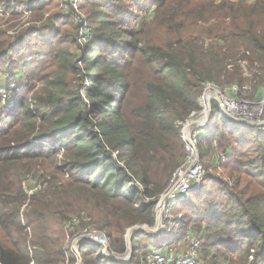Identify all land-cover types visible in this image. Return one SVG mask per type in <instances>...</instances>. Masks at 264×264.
Segmentation results:
<instances>
[{
  "label": "trees",
  "instance_id": "obj_1",
  "mask_svg": "<svg viewBox=\"0 0 264 264\" xmlns=\"http://www.w3.org/2000/svg\"><path fill=\"white\" fill-rule=\"evenodd\" d=\"M56 4H35L34 16ZM82 10L83 46L59 14L16 36L0 29V86L26 78L0 112L11 119L0 128V264H73L68 238L92 229L126 254L130 228L156 225L157 200L186 157L181 127L203 109L206 84L248 83L228 70L241 52L260 66L256 86L264 81V0H84ZM197 132L208 169L218 154L229 159L173 208L175 233H198L201 264H264V127L237 128L213 102ZM132 241L129 262L83 245L84 264H143L140 250L165 242L138 231Z\"/></svg>",
  "mask_w": 264,
  "mask_h": 264
},
{
  "label": "built area",
  "instance_id": "obj_2",
  "mask_svg": "<svg viewBox=\"0 0 264 264\" xmlns=\"http://www.w3.org/2000/svg\"><path fill=\"white\" fill-rule=\"evenodd\" d=\"M51 1L57 2V10L59 13L56 14H59L62 17H69L78 24L79 37L81 40H84L85 36L90 32L87 17L82 13V5L84 0H0V17L11 18L13 20L20 19L21 24L18 25V27H15L12 32H10L11 35H18L19 33L28 30L30 27H39V25H36L38 23H35V21L31 20L34 16V6L35 4L44 5ZM30 60L31 58H28V61ZM246 66L245 71L247 73L253 72L255 78L260 77V66L258 64H256L255 67L251 69L248 68V65ZM232 68L233 66L229 67L230 70H232ZM255 82L257 81L255 80ZM13 90L11 88L7 92L9 94L8 99L13 96ZM228 90L231 92V96L227 94L226 89L223 90L219 86L207 83L204 88V93L201 96L203 109L200 112H193L190 115L188 121L181 127V136L186 144V157L183 165L173 174L167 191L157 200V216L159 214H162L163 216V228L161 229L160 234H166L164 233V230L168 227L166 223L167 221L170 223L168 229L169 232L173 233L174 230L179 227V224H177L171 216L173 208L179 202L188 199L192 189L201 188L204 185L206 179L214 174V170L220 169L221 164L226 163L229 159L228 154L221 153L219 156H217V160L220 163L218 165L214 164L212 168L208 169L204 164L201 152L198 147L197 131L199 129L205 128L209 124V122H207L209 115L208 100L211 98V93H216L221 100L220 103L213 100L212 106L213 102H217L220 105L224 116H226L230 121H232L230 118L238 121L236 122L237 128L241 125L239 121L254 124L253 127H264V86H262L260 93L258 90L256 91L255 97L253 95V100L250 99L251 95L253 94L252 87H241L239 84L235 83L231 85V88ZM258 97L260 98L257 99ZM204 113H207V116L202 118ZM199 120H203L201 122V126L196 125L192 127L190 134H187V125L198 122ZM0 126L3 127L4 125H2L0 122ZM163 198H165V201L161 206V201ZM74 222L76 223L77 220L74 219ZM82 235H77V238L85 237L91 239L94 237H100L105 241L103 244H108L107 242L110 241L107 239L105 234L103 235L98 233V231L91 233L89 230H85ZM199 249L200 243L195 241L191 247V252L186 257L170 259L165 256L164 248L162 251L153 253L152 259L150 260L153 264H201L199 261ZM73 252H75V250H73Z\"/></svg>",
  "mask_w": 264,
  "mask_h": 264
},
{
  "label": "rangeland",
  "instance_id": "obj_3",
  "mask_svg": "<svg viewBox=\"0 0 264 264\" xmlns=\"http://www.w3.org/2000/svg\"><path fill=\"white\" fill-rule=\"evenodd\" d=\"M249 1L254 2L255 0H249ZM56 13H59L58 10H57V4L54 5V6L49 7V11L47 12V14L44 17H43V15L37 14V15L33 16L31 20L35 21V23H38L36 25H39V26L41 25L42 26V25H44V22L46 21V19H48L51 16L53 17V15H55ZM82 13L87 17V14L85 13L84 10H82ZM0 20H1L0 21V29L8 30L9 34H10V32L13 31V29L15 27H18V25L21 24L20 19L13 20L11 18L0 17ZM142 20L143 21L147 20V17H144V19H142ZM71 23H73L75 26H78V24L76 22H74L73 20H71ZM72 31H73L72 27H69V29H67L65 31L66 35H64V38H66V39L69 38V36L72 33ZM38 39L40 40V38H38ZM81 42H82V46H83L85 44V42L83 40H81ZM242 53L243 52H241L240 55L236 59H234V60L229 62L228 70H230L229 69L230 66H233L235 73L240 74L241 78L243 76V78L249 80V82L245 83V85H243V86H241L240 84L239 85L241 87H244V86L252 87V89H253L252 93L253 94L251 93L252 94L251 98L250 97L249 98L251 100H253V95L255 97L256 91L258 90V92L260 93V90L262 89V86L264 85V81H260V85H259L260 87L256 86L257 84H259V81H258V83L255 82L256 78L254 77V73L253 72H248L247 73L245 71V66L246 65H248L249 69L253 68L254 66L251 63H249V61L247 59L243 58V54ZM248 55L250 56V53L247 52V56ZM18 61H21L20 57H17V62ZM75 67L77 69H82V67H83V54L79 55L75 59ZM246 68H247V66H246ZM7 71H8L7 67L6 68H4L3 66L0 67V83L6 80L5 74L7 73ZM16 71H20V69L18 68ZM24 75H25L24 72H22V74L16 80H12V81H10L8 83H5V84L0 86V112H1V108L3 106L5 107V104L7 103V99L9 97V94L7 92L11 88H12V90L14 89L13 91H15L16 87L18 86V84H20L23 81H25L26 78L24 77ZM84 77H85V75L82 72L80 74H77L76 83L79 84L80 83L79 80H82ZM87 85L89 86L90 84L88 83ZM219 87L222 88L223 90L226 89L227 90V94L231 96V92L228 90V89L231 88V85L230 86H226V87H223V86H219ZM259 98L260 97H258L257 99H259ZM10 121H11V119L8 118L7 116H3V118L0 119V122L2 123V125H4L5 123H9ZM0 128H1V126H0ZM199 131H200V129H199ZM59 150H60V148H59ZM202 153H203V157H204L203 161H204V164L206 165V163L208 162L207 155L211 154L212 152H209V151L207 152L206 148H202ZM212 156L213 155L211 154V158H212ZM218 156H219V154H218ZM210 168H212V166ZM225 172H226V170H225L224 167H221L220 169H215L214 170V173L217 176L223 175L221 173H225ZM70 176H71L70 174L64 173V174H62V176L58 177V179L63 181V180H66ZM29 193L31 194V191H29ZM188 197H191V196H188ZM171 216L176 221V223L180 225L181 219H182V215H174L172 213ZM177 220H179V221H177ZM166 223L168 225V227L164 230V233H166V234L158 233L160 235H164V241L165 242L159 248L153 249V251L151 253H149L147 249H141L140 250V254L142 255L141 261H142L143 264H153L152 261L150 260V259H152L153 253H157L159 251H162L164 248H165V253H164L165 256H167L170 259H175L177 257L178 258L186 257L191 252V247H192L193 243L195 241H198V238H197L198 233L191 232V233L186 234L185 236H181L180 235L178 237V234L175 233V230H174L173 233L169 232L168 229H169L170 223L168 221ZM146 226H148V225H146ZM155 226H153V227H155ZM153 227H150V228H153ZM95 231H97V230H93V229L89 230V232H91V233H95ZM98 233L103 234L102 232H99V231H98ZM79 235H82V234H79ZM126 237H127V233L124 235V241H125V243L127 245V238ZM75 239H77V235H76V237H71L70 236L68 238V241H67L68 248L71 250V252L76 257V260H75V262L73 264H84V258L82 257V255H78L76 251L73 252V250H75L74 246H73ZM107 239H108V237H107ZM107 243L110 246V250L109 251H110L111 256L124 257V256H126L128 254V250H127L126 254H116L115 252H112V250H111L112 249L111 242L109 241ZM143 243H146V238L141 240V244H143ZM199 243H200V241H199ZM117 246L119 247V244H117ZM100 247L102 248V251L104 253V246H100ZM80 254H81V252H80ZM70 256H71V254L69 253V257ZM200 257H201V255L199 253V259H200ZM70 259H71V257L68 258L67 264H71V260Z\"/></svg>",
  "mask_w": 264,
  "mask_h": 264
},
{
  "label": "water",
  "instance_id": "obj_4",
  "mask_svg": "<svg viewBox=\"0 0 264 264\" xmlns=\"http://www.w3.org/2000/svg\"><path fill=\"white\" fill-rule=\"evenodd\" d=\"M213 100L217 101L218 103L221 102L219 96L216 93L212 92L211 93V98L208 100L209 115H208L207 122L210 121L211 116H212V113H213V106H212V101ZM230 119L233 122H235V123L238 122L235 119H232V118H230ZM239 123L246 124V125H250V126H254V124H250V123H247V122H244V121H239ZM196 125H195V122L187 125L186 132H188L187 131L188 130L187 129L188 127L190 128V131H191V129H192L191 127L192 126L194 127ZM164 201H165V198L162 199L161 206L163 205ZM162 223H163V216H162V214H159L157 216L156 226L153 227V228H150L149 226H146V225H136V226L130 228L128 230V232H127V237H126L127 238V250H128V254L126 256H124V257L111 256L110 251H109L110 250L109 244H103V243H100L99 244L97 242H92L91 240H89L88 238H85V237H79V238L75 239L73 246H74V249L77 252V254L78 255H81L80 254V249H81V247L83 245H94V246H98V247H100V245H102V246H104V254L106 256H108V257H110V258H112V259H114L116 261H119V262H122V263H126V262H129L132 259L133 255H134V251L135 250H134L133 241H132L134 232H137L138 231V232H146V233L158 234L161 231V229H160L159 226Z\"/></svg>",
  "mask_w": 264,
  "mask_h": 264
},
{
  "label": "bare ground",
  "instance_id": "obj_5",
  "mask_svg": "<svg viewBox=\"0 0 264 264\" xmlns=\"http://www.w3.org/2000/svg\"><path fill=\"white\" fill-rule=\"evenodd\" d=\"M206 116H207V113H204V115L202 116V118H204ZM202 121L203 120H199L198 122H195V125L197 124L198 126H201V122ZM187 129H188L187 130L188 131L187 134H190V128L188 127ZM159 227H160V229H162L163 228V225L161 224ZM89 240H91L92 242L105 243L104 239L103 238H100V237H94V238H91Z\"/></svg>",
  "mask_w": 264,
  "mask_h": 264
}]
</instances>
